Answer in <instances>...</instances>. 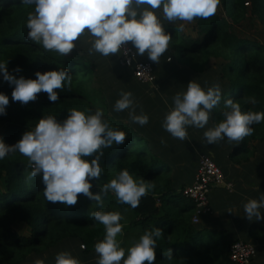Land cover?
I'll list each match as a JSON object with an SVG mask.
<instances>
[{"label":"trees","instance_id":"1","mask_svg":"<svg viewBox=\"0 0 264 264\" xmlns=\"http://www.w3.org/2000/svg\"><path fill=\"white\" fill-rule=\"evenodd\" d=\"M222 6L225 17L215 15L207 20H196L200 39L175 32L174 25L165 22V30L172 34V40L162 57L172 56L185 65L192 76L200 77L201 83L219 82L224 97L239 102L243 111H264V42L236 33L231 24L239 23L249 13L264 27V0H222ZM32 10V6L23 5L22 0H0V61H8L7 69L17 77L33 79L38 70L65 68L72 74V84L63 91L57 90V102H50L47 93L41 92L35 101L22 104L12 101L13 86L0 77V92L9 96L6 115L0 116V137L14 144L43 116L54 115L63 121L73 108L93 112L102 109L111 125L128 135L123 144L104 149L101 163L105 173L99 181L92 180L91 190L99 192L104 183L125 168L155 185L135 209L117 204L111 193L104 198L106 209L119 210L125 218L122 237L125 246L146 229L159 227L163 237L157 240L154 264H235L229 259L232 241L227 232L208 230L202 222L193 224L194 203L182 194L184 186L193 180L196 169L192 161L197 154L160 151L167 147L140 136L137 128L124 121L128 116L113 110L122 90L117 84H141L134 80L131 70L117 64L119 54L90 55L87 44L66 57L45 51L27 39L26 20ZM145 55L140 57H147ZM212 57L223 60L218 72L207 67ZM151 63L154 66L155 62ZM17 66L20 72L14 71ZM156 70L155 75L160 78L162 73ZM244 97H255L258 103L245 104ZM212 114L217 122L222 119L219 109ZM253 128V134L237 144L233 152L250 156L254 152H250L249 145L264 146V122ZM28 165V158L19 153L0 160V264H20L27 256L43 255L64 246H69L68 251L76 257L78 252L83 255L78 257L81 264H96L89 254L105 232L89 213L99 210L98 206L82 194L78 195L74 206L47 202L41 177L28 179L31 171ZM17 224L26 225L28 234L15 231ZM247 232L246 241L253 243L257 250L250 264H258V259L264 257V223L254 222ZM169 250L171 260H168Z\"/></svg>","mask_w":264,"mask_h":264},{"label":"clouds","instance_id":"2","mask_svg":"<svg viewBox=\"0 0 264 264\" xmlns=\"http://www.w3.org/2000/svg\"><path fill=\"white\" fill-rule=\"evenodd\" d=\"M22 4L33 8L26 20L27 39L45 51L66 57L87 44L90 55L126 56L125 45L131 42L137 55L147 54L148 59L159 62L172 40L165 22L174 25L175 32H184L186 25L197 19L215 16L222 0H22ZM7 63L0 61V77L13 86L12 101L28 104L44 92L50 102H57V90L71 87L72 74L65 68L38 70L33 79L17 77L7 69ZM14 71L20 72L21 68L17 66ZM171 100L162 128L181 141L189 140L188 128L194 127L204 129L202 144L215 145L225 140L239 144L253 134V125L264 122V111H243L239 102L224 97L219 82L202 85L196 78L191 79ZM243 102L258 103L255 97H244ZM8 104L9 96L0 92V116L6 115ZM137 106L133 93L121 90L113 110L127 111L132 123L145 126L149 116L142 109L137 113ZM216 109L222 119L208 127ZM127 135L111 125L102 109L93 112L73 108L63 121L54 115L43 116L14 144L0 137V160L12 153L27 157L31 169L28 179L41 177L47 202L74 206L80 194L95 202L99 210L89 215L105 232L94 245L96 264H154L157 240L163 237L162 229L153 227L125 246L122 237L126 221L122 212L104 207V198L111 193L117 204L137 208L155 188L151 180L137 177L125 168L104 183L99 192L91 190L92 180L99 181L105 173L101 163L104 149L123 144ZM161 143L166 141L162 139ZM262 210L264 193L243 204L244 215L250 221L264 219ZM171 259L169 250L168 260ZM33 264H45V260L37 258ZM55 264L81 261L71 251L62 250L55 256Z\"/></svg>","mask_w":264,"mask_h":264},{"label":"crops","instance_id":"3","mask_svg":"<svg viewBox=\"0 0 264 264\" xmlns=\"http://www.w3.org/2000/svg\"><path fill=\"white\" fill-rule=\"evenodd\" d=\"M137 56L141 60L149 61L147 59L148 57L141 58L140 55ZM167 57L168 55L164 58L165 62ZM166 63L171 66L164 67L160 61L154 63V69L156 68L158 69L156 70L158 73H162L160 77L162 80L156 75V84L153 86L145 84H117L121 85L120 88L122 90L133 93L138 103L137 113L142 109L149 116V123L145 126L132 123L130 120H127L129 119L127 117L124 118V121L137 128L140 136L150 138L160 147H167L165 150L160 151L190 152L197 154L192 161L195 169L199 154H210L222 169L225 179L231 182L234 188L232 192H229L223 186L216 185L212 187L209 197L212 213L202 217V226L208 230L227 232L232 242L236 240L246 241L248 239V227L256 221L264 223V219H253L250 221L244 215L243 211V204L249 198L258 199L261 193H264V190H260V188H264V158L258 154L259 151L264 153V148L256 145V143L249 145L250 152H254L253 155L249 156L247 154H241L240 151L233 152L234 148L237 147L236 142L229 143L225 140L215 145L202 144L204 129L194 127L188 128V141H181L171 137L162 128V120L172 103L171 98L176 92L185 89L186 84H180V80L173 77V73L179 75L178 68L172 62ZM117 64L121 68L132 71L131 67L120 64L119 56ZM165 99L168 101L167 104L165 103ZM122 113L128 116L127 111H123ZM216 122L212 114L208 127L213 126ZM162 139L166 143H161ZM232 152L233 155L231 156ZM229 209L233 212L229 213Z\"/></svg>","mask_w":264,"mask_h":264},{"label":"built area","instance_id":"4","mask_svg":"<svg viewBox=\"0 0 264 264\" xmlns=\"http://www.w3.org/2000/svg\"><path fill=\"white\" fill-rule=\"evenodd\" d=\"M125 47L128 54L126 56L123 53L119 54L120 64L131 67L133 77L139 83L151 86L156 84L153 64L139 59L130 42ZM216 185L223 186L229 192L234 188L233 184L225 179L222 169L211 155L199 154L193 180L182 189V194L195 206L193 224L201 223L204 215L212 213L209 197L212 187ZM256 254V246L249 241H233L229 248V259L235 264H250Z\"/></svg>","mask_w":264,"mask_h":264},{"label":"rangeland","instance_id":"5","mask_svg":"<svg viewBox=\"0 0 264 264\" xmlns=\"http://www.w3.org/2000/svg\"><path fill=\"white\" fill-rule=\"evenodd\" d=\"M216 15L219 17H225L226 16L222 4L218 7V11H217ZM230 21L231 20H229V22ZM231 24L234 28L233 30L236 33L241 34V35H243L249 39L264 42V27H263V25L257 19L252 17L249 13H247L245 19L241 20L239 23H231ZM197 31H198V28H197V24L195 21L191 24L186 25L185 31L181 32V33L187 34V35L193 36L194 38L200 39L202 36H200V35L198 36ZM168 57L166 58L167 59L166 62H172L173 65L178 68L179 75L177 73H173V77L178 78L180 80V84H187L191 79H194V78H196L201 83L202 79H200V77L198 78V76H196V75L192 76L191 73H189L187 71L188 69L185 65L181 64L179 61L174 59L172 56H168ZM161 59L162 60H160V62L164 67L171 66L170 64L165 62V59L163 57H161ZM222 62H223V60L212 57V58H210L207 67H209L214 72H218ZM179 66H181V67H179ZM211 74L213 75V73H211ZM171 84H173V83H171ZM201 84H205V82L201 83ZM263 148H264V146H263ZM258 154L264 158V153L262 151H259ZM260 190H264V188H260ZM14 229L17 232L22 233L23 235H26L29 232L28 227L24 224H17V225H15ZM80 248L84 249L83 246H80ZM68 249H69V246H64L61 249L50 251V252H47L43 255L32 254L30 256H27L25 261L21 262L20 264H33V261L37 258L44 259L45 264L47 262H51L52 264H55L56 254L62 250H68ZM89 255H90V259L93 262L97 261L98 257H97V254L95 253V250L92 251ZM77 256L80 258L83 257V255H81L79 252H78ZM257 262H258V264H264V257L259 258Z\"/></svg>","mask_w":264,"mask_h":264}]
</instances>
